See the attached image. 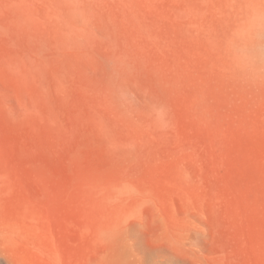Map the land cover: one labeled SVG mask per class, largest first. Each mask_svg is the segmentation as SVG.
Segmentation results:
<instances>
[{"label":"rangeland","instance_id":"374dc122","mask_svg":"<svg viewBox=\"0 0 264 264\" xmlns=\"http://www.w3.org/2000/svg\"><path fill=\"white\" fill-rule=\"evenodd\" d=\"M0 264H264V0H0Z\"/></svg>","mask_w":264,"mask_h":264}]
</instances>
